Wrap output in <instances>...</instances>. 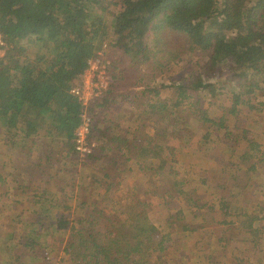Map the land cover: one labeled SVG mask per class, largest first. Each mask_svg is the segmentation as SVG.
I'll list each match as a JSON object with an SVG mask.
<instances>
[{
    "label": "trees",
    "instance_id": "16d2710c",
    "mask_svg": "<svg viewBox=\"0 0 264 264\" xmlns=\"http://www.w3.org/2000/svg\"><path fill=\"white\" fill-rule=\"evenodd\" d=\"M100 4V9L107 8L106 0H0V34L5 42L4 54L0 57V120L10 129H19L24 139L43 135L50 150L53 144L61 148L67 145L70 155L75 154L71 139L79 123L80 105L68 92L69 82L83 72L87 59L95 55L103 43L135 66L151 60L161 66L156 61L154 46L171 60L178 59L182 53L199 52L202 63L198 75L175 83V107L189 99L191 90L216 92L209 77L211 71L215 69L217 73V67L224 62H229L228 67L237 70L239 76L249 78L244 93L252 94L259 89L264 94V0H121L112 22L109 21L111 27L104 24V17L93 15ZM110 28L113 38L109 45L105 40ZM165 35L176 41L168 40L171 44L162 49ZM23 40L37 42L40 47L32 60L26 58ZM110 61L112 68L114 63ZM112 78H115L113 74L108 89L91 104L92 116H104L115 97L127 100V95L117 93L116 78L113 83ZM241 94L232 95L230 112L240 103H248L240 99ZM260 104L264 106V101ZM149 106L159 112L167 109L166 103L160 100ZM94 107H99V111L93 112ZM203 121L219 129L218 142H227L231 151L236 141L246 140L245 151L239 156L241 161L260 148L246 137L245 130L227 132L222 117L218 120L205 117ZM91 129V135L96 131L102 135L103 144L89 157L100 161L106 168L103 177L107 178L109 170L120 165L121 157L130 154L131 144L120 134L106 137L105 130L96 124ZM97 152H101L100 157L95 155ZM103 152L107 154L104 156ZM255 166L252 163L249 169ZM110 185L108 183L107 188ZM34 201L37 210L30 212L35 214L34 223H29L32 229L29 234L18 237L25 241L19 246L24 248L21 252L30 253L31 259L49 262L54 245L48 244V232L65 234L62 253L71 264H156L154 259H159L160 255H154L166 249L167 236L160 234L149 220L147 204L140 199L123 205L119 214L124 219L107 220L90 211L72 222L64 216L52 219V209L58 207V203L48 191L38 193ZM63 206L67 209L66 204ZM221 207L224 216L231 215L223 204ZM241 214L243 219L238 222L226 217L221 222L238 223L245 232L262 237V228L255 227V221L264 217L246 210ZM17 234L18 230H14L10 238ZM3 238H0V256L5 258V264H13L12 260L23 261V254L17 255L20 243H8L7 239L3 245Z\"/></svg>",
    "mask_w": 264,
    "mask_h": 264
},
{
    "label": "rangeland",
    "instance_id": "374dc122",
    "mask_svg": "<svg viewBox=\"0 0 264 264\" xmlns=\"http://www.w3.org/2000/svg\"><path fill=\"white\" fill-rule=\"evenodd\" d=\"M120 2L106 0L107 8L100 9V4L99 8H93V15L104 17V24L111 27ZM111 29L105 40L109 45L113 38ZM165 37L162 49L171 44L168 40L174 39L169 35ZM21 43L26 46L27 59L37 56L40 49L37 42L23 40ZM148 43L151 47L150 39ZM156 48L154 46L156 61L161 66L152 60L135 66L129 59H121L112 47H106L107 57L114 63L111 74L116 78V91L127 95V100L115 97L104 116H92L93 125L104 129L106 137L120 134L131 144L130 154H124L120 165L109 170V177H103L106 168L93 156L87 159L74 153L71 156L70 152L66 153L65 145L61 148L53 144L50 150L47 138L40 135L31 139L36 146L25 158V169L31 172L30 190L21 187L20 195H16L26 198L25 193L30 195L35 186L37 194L46 190L58 203V207L52 209V219L64 216L71 222L90 211L107 220L124 219L119 210L125 203L140 199L147 204L149 220L160 234L167 236L166 249L154 255H160L159 259L153 257L156 264H264V235L252 236L239 228L238 223L221 222L225 217L238 222L243 219L241 213L245 210L264 217V106L260 104L264 94L259 89L252 94L244 93L249 78L239 76L237 70L228 67L229 62H224L217 67V73L213 69L209 77L216 92L191 90L189 99L175 107V83L198 75L201 56L199 52L182 53L178 59L171 60ZM234 92H242L240 99L248 103H240L230 112ZM155 100L165 102L167 109L159 112L151 108L149 105ZM252 105L255 108H251ZM92 111H99V107ZM205 117L224 118L227 132L245 130L246 137L260 148L241 161L239 156L245 151L246 140L236 141L231 151L227 142H218L221 132L209 122L204 123ZM98 133L92 136L100 147L103 137ZM95 155L100 157L101 152ZM252 163L256 166L249 169ZM108 183L111 185L107 188ZM4 188L0 187V193ZM221 204L231 212L230 216H224ZM26 205L23 204L25 208ZM13 206L21 208L22 203ZM34 216L16 220L7 214L8 219L0 218V227L18 225L17 237L11 239L6 229L0 236L9 239L8 243H20L17 255L22 253L24 262L19 263L71 264L62 253L66 236L61 233L46 234L48 244L54 245L47 263L21 252L24 248L19 246L25 241L18 237L29 234L32 229L29 223H34ZM260 219L255 221V227H261L264 233V220ZM0 260L4 262L5 258L0 256Z\"/></svg>",
    "mask_w": 264,
    "mask_h": 264
},
{
    "label": "crops",
    "instance_id": "0c3cea01",
    "mask_svg": "<svg viewBox=\"0 0 264 264\" xmlns=\"http://www.w3.org/2000/svg\"><path fill=\"white\" fill-rule=\"evenodd\" d=\"M22 135L23 134L19 131V129H10L6 127L5 124H3V122L0 120V187L5 186L3 193H0V218L6 217V215L9 214L10 217L17 220L27 216L35 215L33 213L31 214L30 212L32 210H37V206L35 205L36 201H34L37 195V186L31 189L30 195H28L27 192L25 193L26 198L19 197L21 187L22 189L27 188L30 190L29 179L31 178V172L25 169V158L27 157V154L29 155V151H33L34 147L36 146V142L34 140H26ZM30 140L31 142L28 143ZM65 147L67 153L68 146L65 145ZM34 184L35 181L33 179L32 185ZM16 194L19 195L17 196ZM20 203H22L21 208L13 206L19 205ZM23 204H27V208H25ZM30 204L31 206L29 207ZM9 205H11L10 209H6V207H9ZM6 219H8V217H6ZM5 226L0 227V235H4V229L8 231L6 234H11L17 229L19 230V228H17L18 225L14 223L12 225H8L7 227ZM0 238L3 237L0 236ZM3 243V245H6L7 238H3ZM19 262H22L21 259L12 260L13 264H20ZM0 264H5V262L0 260Z\"/></svg>",
    "mask_w": 264,
    "mask_h": 264
},
{
    "label": "built area",
    "instance_id": "2783aa9c",
    "mask_svg": "<svg viewBox=\"0 0 264 264\" xmlns=\"http://www.w3.org/2000/svg\"><path fill=\"white\" fill-rule=\"evenodd\" d=\"M5 42L0 34V57L3 55ZM105 43L95 51V55L87 59L86 68L69 82L68 92L76 98L80 105L79 123L75 127L71 139L73 151L82 159L92 155L98 147L96 139L91 135L93 119L90 106L100 99L111 83V61L106 57Z\"/></svg>",
    "mask_w": 264,
    "mask_h": 264
}]
</instances>
